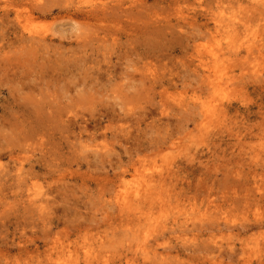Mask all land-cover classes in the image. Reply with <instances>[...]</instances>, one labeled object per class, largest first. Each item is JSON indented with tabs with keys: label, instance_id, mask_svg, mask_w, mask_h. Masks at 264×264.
I'll return each mask as SVG.
<instances>
[{
	"label": "rangeland",
	"instance_id": "1",
	"mask_svg": "<svg viewBox=\"0 0 264 264\" xmlns=\"http://www.w3.org/2000/svg\"><path fill=\"white\" fill-rule=\"evenodd\" d=\"M145 3L149 5L148 9L144 6L143 13L147 10L146 16L150 13L148 18L155 17L157 23L148 21L142 13L131 20L137 19L139 30L125 24L124 30L109 36L108 42L113 45L100 46L102 50L97 49L99 43L92 27L69 19L54 23L50 17L46 24L43 19L40 25L50 26L48 33L56 39L50 51L44 50L51 53L45 55L43 51L37 58L25 54V63V58L14 61L19 48L15 54L11 49L13 61L7 67L13 66L17 77L0 68V131L6 137L0 132V150H4L0 152H7L0 157V264H86V257L90 264H264V46L261 54L255 50L249 56L242 48L237 56L223 57V67L234 77L222 98L229 112L220 121L198 127L191 119L197 110H187L183 105L196 94L201 81L189 64L187 56L191 51H173L170 40L180 34L176 27L177 21H182L180 15L187 17L195 12L202 23L203 13L219 4H234L231 9L241 16L243 8H250L254 1L243 0L237 5L231 0H180L183 14H179L175 0ZM166 7L175 8L173 11ZM170 19L173 30L163 24ZM146 21L150 23L145 28ZM263 23L264 16L254 21L253 27L263 28L259 26ZM43 28L44 25L41 29L46 30ZM127 28L134 34L129 35ZM143 34L148 35V40ZM257 37L263 44L262 32ZM59 40L63 41L62 49ZM70 48L80 53L76 54L78 70L72 66L74 75L60 76V82L43 68L58 55L59 60L62 56L66 60V53L72 52ZM53 50L60 52L54 54ZM83 50L86 60L82 58L86 55ZM1 54L0 66L6 61L5 54ZM97 67L102 70L93 72ZM106 69L112 70L111 75ZM162 78H174L175 86L158 82ZM22 82L29 89H24ZM88 85L94 87L93 92ZM39 89L43 95L50 93L49 97L62 99L58 102L66 108L58 104L60 110H65L61 112L66 120L60 122L64 126H58L57 131L50 129L33 136L29 133L24 140L20 129L9 128L7 122L19 115L17 102L39 97ZM82 89L93 95L80 93ZM81 94L85 95L82 101H86L77 105L75 100H80ZM203 96L208 97L207 93ZM68 110L78 116L71 117ZM67 119L76 124L66 123ZM207 126L211 130L206 131ZM31 136L35 138H31L33 142ZM164 140L167 143L163 144ZM39 141H45L44 145L40 146ZM25 143L31 145L29 152L13 159L7 157L8 151L17 154ZM140 173L158 179V192L166 195L162 199L157 194L155 200H163L158 203V199L157 204H166L165 211L159 210L161 205L151 208L147 202L141 204L140 211L119 207L117 199L127 185L132 188L138 183L141 178L136 174ZM159 178L167 180L160 182Z\"/></svg>",
	"mask_w": 264,
	"mask_h": 264
},
{
	"label": "bare ground",
	"instance_id": "2",
	"mask_svg": "<svg viewBox=\"0 0 264 264\" xmlns=\"http://www.w3.org/2000/svg\"><path fill=\"white\" fill-rule=\"evenodd\" d=\"M2 1H3V3H2V5H0V54L1 53H3L1 55L5 54V56H3V58L6 59V61H5V63H2V66H0V68L2 70H4L6 73L11 72L12 69L14 68L13 66H12V69H11V67H10V69H9V67H7L8 66L7 64L9 62L13 61L12 60L13 54L10 53L12 50L14 52L15 49L19 48L18 53H17L18 55L16 54L14 61H16L18 58H25V63H26L27 58L24 57L25 54H29L30 56L35 55L34 57L37 58L38 53L40 55L39 57H42L41 54H43L46 50L50 51L49 47H50V49H52V42L56 41V39L54 38V34L48 33V28H50V26L47 28V27H45V24L43 23L44 28H46V30L42 31L41 28L43 25H40V23H41V21H43V19L46 20V19H48V17H50L54 20V23L55 22L57 23V21L60 19H69L71 21H75V22L82 24L84 26L92 27L93 31H94V35H97V37L94 39L97 40V42L99 43V45L97 46V49L99 48V50H102L101 48H103V47L100 48V46H104V47L108 46V43H109L108 39H110L109 36H112L114 34V31L124 30L123 26H126V25H128L131 28L134 27L133 30H135V28L137 27L138 24L136 25L137 19L135 20L136 23H135V21L132 22L133 19H135L136 16H138V15L142 16L141 14L143 13V10L146 7L148 9V5H149L148 4L147 6H145V4H146L145 0H2ZM160 1H162V0H160ZM184 1H186V0H184ZM242 1L243 0H231V3H235V4L237 3V5H241ZM253 1H254V3L250 6V8H247V7L243 8V10L245 12L244 13L241 12V13H243L241 16H240V13H236V12H234L233 9H231V7L235 6L234 4H232L230 7H224V6L221 7L220 6L221 4H219L215 8H212L208 12H205L202 14L204 16V18L201 19V21H203L202 23H199L200 18L198 17L197 13H195V12L193 14H191L190 16H187V17L180 15V19L182 21H177V23H176V27L179 29L178 33H180V34L179 35L176 34L177 37L174 38L175 40L173 39V41H172V39H170L171 43L173 44L172 49H173V51H175V50H179V51L181 50L182 51V49H184V51L187 54H189V52L191 51L189 56H187V55L186 56L190 57V58H188L189 64H190V66L194 67V69L198 72V74H196V75H197V77L200 78V81H201V84H199V90H197V89L195 90V93L197 95L193 93V96L192 97L190 96L191 100L189 102H187V104H184V105L182 104L187 110H189L190 108L195 109V111L197 110V113L194 112L196 114L191 119L194 120V122L195 121L197 122L196 125L198 127H200L202 124H205V123L209 124V122L212 123L214 121H220L225 116L227 111L229 112V107L222 104V98L225 97L226 91H227L229 85L231 84V82L233 81L234 77L232 78V76L225 69V67H223V63H222L223 57H225L228 54H234L235 56H237L240 53V49H242V48L245 49V51L248 53L249 56H251L255 50H258V52L260 54L262 53L261 47L264 46V42L262 44L260 42L262 38L258 39V37H257V39H256V36H258L259 33L261 34V32L264 36V23L262 25L261 24L259 25L263 28L255 29L253 27L254 26L253 22L263 19V16H264V0H253ZM175 2H176L175 4H177L176 6H178L179 11H181L179 14L185 13V12H182L183 6L180 5V0H177V1L175 0ZM144 6H145V8H144ZM162 6H163V8L165 7L163 4H162ZM167 6H169V5H167ZM150 7H152V5ZM157 7H158V5H157ZM160 8L161 7H159V9ZM174 8L175 7H173V9H170V7H168L167 9L174 11ZM155 9H157V8H155ZM146 11H144V13H143L145 16L147 14V13H145ZM163 11H162V14L164 15ZM149 12H151V11H149ZM157 12H159V11H157ZM151 14L153 15L154 12ZM160 14H159V16H160ZM149 15H150V13L148 14V17L150 18L151 16H149ZM163 15H161V17L164 18ZM165 16H167V15H165ZM176 16H178V15H176ZM148 17L146 18L148 21L152 20V19L155 21V19H154L155 17L154 18L152 17V19H149ZM140 19H141V17H140ZM159 19H162V18L159 17ZM45 20H44V22H45ZM144 20H145V18H144ZM156 21H155V23H157ZM165 21H163V22H165ZM170 21H171V19L168 21V23H163V24H165V26L168 25L169 30H173L172 29L173 28V24H172L173 21L171 23H170ZM47 22L48 21L46 20V24H47ZM138 22H139V19H138ZM147 23H150V22L146 21V23L144 24V27L147 26ZM142 24H143V22H142ZM50 25H51V23H50ZM52 25H53V23H52ZM51 27H53V26H51ZM131 28H127V30H126L129 32V35L133 33L131 31L132 30ZM152 28H153V26H152ZM157 28L162 29V27H159V25L157 26ZM165 28H167V27H165ZM139 29H137V30H139ZM189 29H191V30H189ZM147 30L149 31L148 32L149 37L152 36L150 34L151 31L149 29H147ZM142 32H145V31L142 30ZM153 32H157V31L153 30L152 33ZM162 32H160V33L158 32V33L162 34ZM145 34H143V35H145ZM164 34H163V36H165ZM170 34H171V32H170ZM148 35L147 36L145 35L147 40H148ZM89 36L91 37V35H89ZM169 36H171V35H169ZM160 37H162V36H160ZM171 37H173V36H171ZM152 38H151L150 42L152 41ZM162 38H164V37H162ZM90 39H92V37ZM85 40H87V39H85ZM112 40H113L114 44L117 43V42H115L116 39L114 40L112 38ZM79 41H81V40H79ZM79 41H77V42L80 43ZM154 41L156 42V40H154ZM162 41H164L163 43L166 42V40H162ZM155 42H153V43H155ZM158 43L159 42H157V44ZM58 44L61 45L60 46L61 49L64 47L62 40H59ZM109 44L113 45L111 42ZM80 45H79V47H80ZM154 45H156V44H154ZM165 45H166V43H165ZM165 45L163 47L162 46H158V47H160V49L162 47V49H163L165 47ZM168 45H166V46H168ZM223 45H224V47H223ZM82 46H81V48H82ZM14 47H16V48H14ZM6 48L8 50H5ZM71 48H73V47L71 46ZM71 48H70V50H72V52H70L71 54L69 52L66 53L62 50V52H64V54L65 53L67 54V56L65 54V56L67 58L66 60H65L64 56H62V59L59 60L58 56H60V55L57 54L58 55V56H56L57 59H55L56 57H54L52 59L53 62L51 64L47 63L48 61L46 60L47 62H45V63H47L46 64L47 68H43V69H46L45 71L47 73L50 72L57 79H59L60 82H62L60 80V76L67 77L69 75H74V72L76 70H78L77 69L78 67H76V66L79 63L76 64L77 52H75L78 48H77V46H76L77 49L75 48V50L71 49ZM222 50H224V52H220ZM81 51L82 50H80V52ZM184 51H183V53H184ZM15 52H17V50ZM15 52H14V54H15ZM57 52L59 53L60 51H57ZM57 52H55V53H57ZM86 52H87V50H86ZM157 52H158V49H157ZM167 52H165V53L167 54ZM47 53H49V52H47ZM47 53L45 52V55ZM53 53H54V50H53ZM183 53H181V54H183ZM10 54H12V55L10 56ZM54 54H51L52 57ZM78 54H80V53H78ZM78 54H77V56H78ZM82 54H86L85 51ZM156 54H158V53H156ZM105 55H107V54L103 53L104 58H106ZM183 55L181 58H183ZM30 56H29V60L32 61V59H30ZM47 56H49V55H47ZM86 56H87V54L85 56H83L82 58H84ZM163 56H160V57H163ZM157 57H159V56H157ZM59 58H61V57H59ZM168 58H170V57H168ZM184 58H186V57H184ZM54 59L56 61H54ZM84 59L86 60V58H84ZM19 60H21V59H19ZM42 60L45 61V58ZM48 60L50 61V58ZM79 60H80V58H79ZM101 60H102V58H101ZM23 61H24V59H23ZM36 63H38V61ZM9 65H12V64L9 63ZM14 65L16 66L15 68H17V65L16 64H14ZM38 65H40V64H38ZM72 66H74V68H76V70L74 68L72 69L71 68ZM96 66H98V65H96ZM18 67H19V65H18ZM8 69H9V71H8ZM89 69H91V68H89ZM98 69L102 70L101 68L97 67L96 70H92V71L95 72ZM45 71H43V72L45 73ZM106 71H107V69H106ZM110 71H112V70L108 69V71L106 73H109L111 75ZM98 72H100V71L98 70ZM12 73H13V71H12ZM13 74L15 75V72ZM28 74H29V72L27 73V75ZM41 74H42V72L40 73V75ZM109 74H107V75H109ZM20 75H21V73H20ZM40 75H38V77ZM100 75H102V74H100ZM170 75H172V73H170ZM15 76H14V78L17 77V76L15 77ZM85 76L87 77V75H85ZM152 76L155 78L156 75L155 76L152 75ZM42 77H41V79L43 80L44 78H42ZM150 77H151V75H150ZM74 78L75 77H73V79ZM154 78H153V80H154ZM151 79H152V77H151ZM94 80L96 81V79H94ZM67 81L69 82V80H67ZM90 81L92 82L93 79H90ZM155 81L157 82V78ZM160 81H161V83L167 81L168 83H170L173 86H175V84H176L174 78H170L168 80H164V78H162V79L158 80V82H160ZM84 82H87V81H84ZM156 82H155V84H156ZM54 83H55V81H54ZM78 83H76V84H78ZM31 84H34V83L32 82ZM85 84L87 85V83H85ZM96 84H97V82H96ZM21 85L23 86L24 89H26L25 87H28V89L30 87V86L25 85V83H23V82L21 83ZM84 85H83V87H84ZM88 86L90 87V91L93 92L94 87L90 86V85H88ZM88 86H85V87H88ZM137 86L138 85H136V87ZM139 86L141 87V85H139ZM49 87H51V86H49ZM67 87L69 88L71 86H67ZM64 88H65V86H64ZM42 89H44V87ZM73 89H75V88L73 87ZM31 90H32V88H31ZM56 90H58V87ZM43 91H46V89H44ZM49 91H50V89H49ZM53 91H55V88ZM61 91H62V89H61ZM66 91L68 92V90H66ZM82 91H84V90L82 89L80 93L86 92V91H84V92H82ZM139 91L137 90V92H139ZM35 92H33L34 96H36L38 94L37 92H36L37 94H35ZM204 93H207V95H208L207 98H203ZM48 95H43L42 91L39 89V94H38L39 97L36 96L33 98H26L27 102H25V100H23V101L19 100L17 102V105H16L17 113L19 115L7 122L8 127L10 128V126H12V127H14L15 130L17 128H18V130L20 129L19 131H21V132L19 133V135L24 134L26 137V139H24V140L28 139L29 133L30 134L32 133V136H33L39 132L50 131V129H52V131L54 129H56V131H57L58 126H60V122L63 123L66 120V119L64 120V117H66V115L64 116L65 113L62 115L63 112H61V111H65V110H60L62 108L60 107L59 104L61 103V106H62L63 103L58 102L59 99H56L57 98L56 95H55V98L54 97L51 98ZM87 95H88V93H87ZM89 95L92 96L93 93L91 94V92H90ZM94 95H95L94 96V98H95L96 94H94ZM138 95H139V93H138ZM79 96L81 97L83 95L81 94ZM76 97L78 98V96H76ZM84 97H85V95L83 96V98ZM77 98L74 97V100ZM16 100H17V98L15 97L14 101H16ZM60 100H62V99H60ZM77 100H75V103L77 105L82 104L83 101H86V99L85 100L83 99V101H82V97L80 100H78L79 102H76ZM91 101H92V99H91ZM73 103H74V101L72 102V105H73ZM68 106H69V104H67V108H68ZM63 108H66V107H63ZM75 111H73V110L71 111L72 112L71 117L73 115H75L74 116L75 118L78 116L77 115L78 113L77 112L75 113ZM68 112H69V110H68ZM71 112H69V113H71ZM68 114H67V116H68ZM62 116H63V118H62ZM71 121L69 119L66 123H69L70 125L74 126V124H73V123H75V122H73L74 120L72 122ZM77 122H78V120H77ZM82 123L84 124V122H82ZM78 124H80V123L78 122ZM65 125H67V124H65ZM61 126H64V124L63 125L61 124ZM86 126L87 125H85L83 129H85ZM202 126H204V125H202ZM82 127H83V125H82ZM208 128H209V126H207L206 131ZM209 129L211 130V128H209ZM216 129H219V128L217 127ZM79 130H81V129L79 128ZM72 132H74V130H72ZM1 133H3V132H1ZM16 134H15V136H18ZM4 135L5 134L3 133L2 136H4ZM32 136L29 139L35 140V138H33ZM3 138H6V137L4 136ZM43 138H44V135L41 134L40 140H42ZM33 140H32V142H33ZM44 142L45 141H39L40 146H43ZM164 143H167V142L164 140L163 144ZM25 144H26V146H24L22 144L23 147L20 148L21 150L17 154H16V151H14V150L8 151L7 157L10 156L11 159H13V158L17 157L18 154H20L24 151H28L27 149L31 145L27 146V143H25ZM12 146L14 147V144ZM24 147H27V148H24ZM0 151H4V150L2 149ZM5 152H6V150H5ZM3 154L0 152V157H3L4 156ZM136 175H138L137 178H141L139 180L137 179L138 183L136 185H134L132 188L128 187V185H127V187L125 188L126 192L124 191L122 193L123 196L120 195V197L117 199L118 205L121 209L125 208L128 210L134 209V210L140 211L141 209H143V206L141 204H143L144 202L145 203L147 202L151 206V208H153L154 204H157L158 199H159L158 203H159V201L162 202L163 201L162 199H165L163 197V195H166V193L158 192V190H159L157 188V184H158L157 180L158 179H156V177L154 175H142V173L136 174ZM136 175H135V177H136ZM168 177L170 178L172 176H168ZM165 178H167V177H165ZM165 178H159V181L162 182V181L167 180ZM170 182H172V179H170ZM130 183L131 182L128 181V184H130ZM126 184H127V182H126ZM157 194L160 197H162V199H160V197H159V198H157V200H155V197ZM163 203H165V202H163ZM159 205H161L159 207L160 211L161 210L165 211L168 208V207L166 208V204H159ZM159 205L157 204V206H159ZM152 219L154 220L156 218L154 217ZM148 223H149V221H148ZM152 224H154V223H152ZM246 228H248V227L246 226ZM48 254H50V253H47V256H49ZM59 256H60V254H59ZM62 256H64V254ZM62 256H61V258H62ZM50 257H51V254H50ZM70 257H72V255H70ZM57 258H58V255H57L56 259ZM87 258L88 257L85 258V262H86V264H90V261H88Z\"/></svg>",
	"mask_w": 264,
	"mask_h": 264
}]
</instances>
